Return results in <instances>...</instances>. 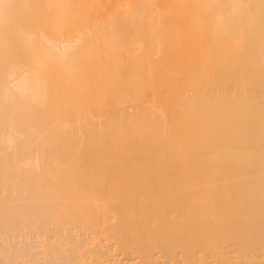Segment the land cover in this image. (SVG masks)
I'll list each match as a JSON object with an SVG mask.
<instances>
[{
    "label": "bare ground",
    "instance_id": "obj_1",
    "mask_svg": "<svg viewBox=\"0 0 264 264\" xmlns=\"http://www.w3.org/2000/svg\"><path fill=\"white\" fill-rule=\"evenodd\" d=\"M0 264H264V0H4Z\"/></svg>",
    "mask_w": 264,
    "mask_h": 264
},
{
    "label": "snow or ice",
    "instance_id": "obj_2",
    "mask_svg": "<svg viewBox=\"0 0 264 264\" xmlns=\"http://www.w3.org/2000/svg\"><path fill=\"white\" fill-rule=\"evenodd\" d=\"M11 5L4 2V0H0V12H6Z\"/></svg>",
    "mask_w": 264,
    "mask_h": 264
}]
</instances>
